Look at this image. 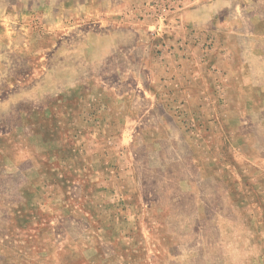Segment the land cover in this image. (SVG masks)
<instances>
[{
	"label": "rangeland",
	"instance_id": "obj_1",
	"mask_svg": "<svg viewBox=\"0 0 264 264\" xmlns=\"http://www.w3.org/2000/svg\"><path fill=\"white\" fill-rule=\"evenodd\" d=\"M228 1L0 0V264H264V3Z\"/></svg>",
	"mask_w": 264,
	"mask_h": 264
},
{
	"label": "crops",
	"instance_id": "obj_2",
	"mask_svg": "<svg viewBox=\"0 0 264 264\" xmlns=\"http://www.w3.org/2000/svg\"><path fill=\"white\" fill-rule=\"evenodd\" d=\"M65 1V5L64 8L65 9H70V10H78V11H83L84 8L80 6V8H76V7H72L69 6V2H67V0ZM90 0H80L81 3H87ZM132 1H136V0H132ZM235 2H237L236 4H241V3H246V2H255L258 1L259 3H264V0H234ZM71 2V0H70ZM60 3V2H59ZM72 3V2H71ZM197 6L196 8H198L199 10H203V11H212V10H219L221 12H225V10L229 7V6H225L227 4H231L233 2H230L228 0H196ZM223 4L225 7H222ZM68 6V7H67ZM233 8V7H231ZM247 13H250L249 11H247ZM252 13H254L253 15H250L251 23L253 25V30H252V35L255 37H264V12L258 13L257 11H252ZM239 12L237 10H235L234 14L232 17L234 18H238L239 16ZM206 17L208 18H214L215 14H208L206 15ZM229 17V16H228ZM226 18V17H224Z\"/></svg>",
	"mask_w": 264,
	"mask_h": 264
}]
</instances>
